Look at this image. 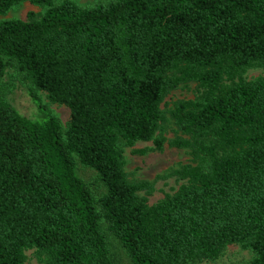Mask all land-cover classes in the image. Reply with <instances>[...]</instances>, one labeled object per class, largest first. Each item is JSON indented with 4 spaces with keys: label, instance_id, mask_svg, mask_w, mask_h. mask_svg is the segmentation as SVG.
I'll list each match as a JSON object with an SVG mask.
<instances>
[{
    "label": "trees",
    "instance_id": "obj_1",
    "mask_svg": "<svg viewBox=\"0 0 264 264\" xmlns=\"http://www.w3.org/2000/svg\"><path fill=\"white\" fill-rule=\"evenodd\" d=\"M28 1L43 10L0 20V264L29 248L40 264H119L115 245L128 264H195L231 243L264 264V76H243L264 68V0ZM6 74L34 118L7 100ZM189 82L192 98L161 107ZM37 90L69 108L64 129ZM138 140L191 157L156 175L184 181L152 204L153 181L123 168Z\"/></svg>",
    "mask_w": 264,
    "mask_h": 264
},
{
    "label": "rangeland",
    "instance_id": "obj_2",
    "mask_svg": "<svg viewBox=\"0 0 264 264\" xmlns=\"http://www.w3.org/2000/svg\"><path fill=\"white\" fill-rule=\"evenodd\" d=\"M79 4H87L93 0H73ZM43 10L40 4H34L28 0H24L19 4L10 8L7 12L0 14V20L5 18H20L27 19L29 13L37 14ZM264 76V68L262 66L254 65L248 67L243 76L246 79H251L256 76ZM6 83V98L15 109L21 114L34 118L37 112L36 105L31 99L27 85L19 78L10 77L7 74L1 77ZM195 82H189L186 85H180L170 90L161 102V107L168 109L172 102L179 98H192L196 93L197 87ZM38 101L44 105L59 119L62 128L64 129L69 117V108L60 102L51 101L45 91H36ZM175 125L169 121L167 131L165 133L167 138L174 136L173 129ZM151 140L135 141L131 146H123L122 154L124 157V170L128 179H146L153 181V190L147 195V202L152 204L161 199L164 194L172 193L179 184L184 180L176 176H169L166 178H156L157 174H162L178 167L181 164L191 162V157L186 148H178L170 146L165 142L162 150L153 149ZM152 147V148H151ZM138 152L137 150H142ZM76 171L78 175L87 183H89L96 191L103 190V186L98 179L96 171L88 166L77 164ZM139 194H143L140 191ZM116 255L119 264H128V258L119 245H115L111 249ZM252 253L249 249L241 247L237 243L228 244L222 253L215 259H204L195 264H248ZM26 264H40L39 260L33 252V248L25 250Z\"/></svg>",
    "mask_w": 264,
    "mask_h": 264
}]
</instances>
